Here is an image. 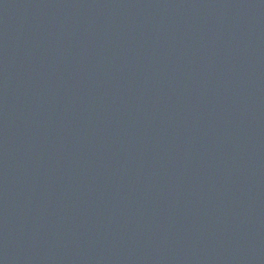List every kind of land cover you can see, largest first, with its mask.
<instances>
[{
  "label": "water",
  "instance_id": "obj_1",
  "mask_svg": "<svg viewBox=\"0 0 264 264\" xmlns=\"http://www.w3.org/2000/svg\"><path fill=\"white\" fill-rule=\"evenodd\" d=\"M0 264H264V0H0Z\"/></svg>",
  "mask_w": 264,
  "mask_h": 264
}]
</instances>
